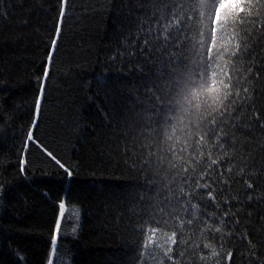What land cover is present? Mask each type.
<instances>
[{"label":"trees","instance_id":"trees-1","mask_svg":"<svg viewBox=\"0 0 264 264\" xmlns=\"http://www.w3.org/2000/svg\"><path fill=\"white\" fill-rule=\"evenodd\" d=\"M61 8V0H0V264H138L152 236L175 247L170 232L145 224L141 234L135 212L145 203L139 196L151 191L147 178L126 166L124 151L131 146L130 117L151 108L149 88L166 69L155 58L137 64L112 55L125 37L150 26L143 21L151 13L137 0H68L57 38ZM222 43L231 47L227 36ZM252 44L249 62L261 79L250 103L260 115L241 130L234 154L245 172L224 186L228 204L219 190L220 209L201 201L235 213L222 226L230 243L197 234L199 264H264V36ZM30 130L34 141L25 147Z\"/></svg>","mask_w":264,"mask_h":264},{"label":"snow or ice","instance_id":"snow-or-ice-1","mask_svg":"<svg viewBox=\"0 0 264 264\" xmlns=\"http://www.w3.org/2000/svg\"><path fill=\"white\" fill-rule=\"evenodd\" d=\"M67 3L61 0L57 38ZM137 4L147 6L151 16H145L143 23L150 26L125 37L112 60L139 64L141 57L146 61L155 58L166 71L158 73L157 82L149 88L151 108L130 117L133 133L131 146L124 149L125 164L147 178L146 189L151 191V195L146 191L139 196L145 203L135 212L141 234L145 224L162 229L171 233L175 246L168 247L159 260L145 248L138 264H199L204 253L194 240L197 234L213 233V240L230 243L231 233H224L222 226L232 222L228 218L235 213L231 209L218 213L201 201L206 197L220 209L215 195L219 190L225 197L223 203L228 204L231 198L224 186L245 172V166H236L234 154L239 152L241 130L250 128L260 115L253 113L250 101L261 75L249 61L254 59L252 41L264 36V0H137ZM226 36L231 47L222 43ZM48 77L46 69L39 78L36 117ZM28 141H34L31 130L25 147ZM56 163L72 174L59 160ZM246 183L255 190L252 181ZM247 198L252 199V192ZM58 207L63 218L65 203ZM60 227L58 222L57 232ZM212 254L218 253L212 250ZM226 259L232 261L231 251Z\"/></svg>","mask_w":264,"mask_h":264},{"label":"rangeland","instance_id":"rangeland-1","mask_svg":"<svg viewBox=\"0 0 264 264\" xmlns=\"http://www.w3.org/2000/svg\"><path fill=\"white\" fill-rule=\"evenodd\" d=\"M153 241H154V243H153ZM152 243H153V245H152ZM165 243H166L165 237L162 236L161 234H158V235H155V239H154V236H152V238L149 239L148 246H150V247L153 246L150 249L153 251V253L155 255H157L156 251L166 249ZM159 259L160 258H157V260H159Z\"/></svg>","mask_w":264,"mask_h":264}]
</instances>
